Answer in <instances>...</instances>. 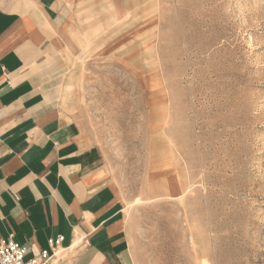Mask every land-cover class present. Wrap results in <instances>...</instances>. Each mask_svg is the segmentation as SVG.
<instances>
[{
	"label": "rangeland",
	"instance_id": "rangeland-1",
	"mask_svg": "<svg viewBox=\"0 0 264 264\" xmlns=\"http://www.w3.org/2000/svg\"><path fill=\"white\" fill-rule=\"evenodd\" d=\"M123 1L76 90L138 264H264V0Z\"/></svg>",
	"mask_w": 264,
	"mask_h": 264
},
{
	"label": "crops",
	"instance_id": "crops-1",
	"mask_svg": "<svg viewBox=\"0 0 264 264\" xmlns=\"http://www.w3.org/2000/svg\"><path fill=\"white\" fill-rule=\"evenodd\" d=\"M124 2L0 0V238L26 245V260L49 251L53 264H138L125 202L78 116L76 90L85 35L108 3L118 21Z\"/></svg>",
	"mask_w": 264,
	"mask_h": 264
},
{
	"label": "built area",
	"instance_id": "built-area-1",
	"mask_svg": "<svg viewBox=\"0 0 264 264\" xmlns=\"http://www.w3.org/2000/svg\"><path fill=\"white\" fill-rule=\"evenodd\" d=\"M64 241L63 236L49 241L52 250H55ZM29 249L26 245L17 243L13 236L0 238V264H53L57 254L42 251L33 259L26 260Z\"/></svg>",
	"mask_w": 264,
	"mask_h": 264
}]
</instances>
